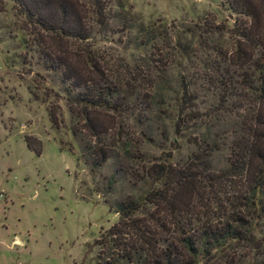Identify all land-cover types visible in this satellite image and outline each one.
Masks as SVG:
<instances>
[{
  "label": "rangeland",
  "instance_id": "374dc122",
  "mask_svg": "<svg viewBox=\"0 0 264 264\" xmlns=\"http://www.w3.org/2000/svg\"><path fill=\"white\" fill-rule=\"evenodd\" d=\"M77 3L89 21V38L70 41L36 34L10 0H0V264H129L115 261L118 251L102 242L105 230L118 218L111 203L135 194L141 168L162 163L167 155L181 164L192 150L188 128L178 132L174 144L170 131L156 121L152 141L146 143L143 126L126 113L107 110L93 113L99 135L92 139L78 110L67 109L60 74L42 63L45 48L79 73H101L118 80L119 86L129 83L127 75L134 77L137 71L153 75L154 67L164 68L161 76L166 78L199 83L193 76L199 73L201 57L191 46L202 26L229 29L239 18L223 0ZM183 46L196 56L188 58L175 49ZM191 93L192 88L183 93L186 104L192 101L186 99ZM198 98L201 109L210 104L209 96L201 93ZM223 123L216 121L215 128L228 126ZM70 128L79 133L71 134ZM82 142L93 144L94 155L98 147L108 151L93 173L82 159ZM226 157L224 144L204 160L220 169ZM111 175L115 182L109 190ZM209 195L220 205L229 199L237 206L228 193L202 190L194 208L196 226L217 214L203 200ZM166 235H161L166 243L176 245ZM225 253L230 264H253L240 246H230ZM210 263L214 262H205Z\"/></svg>",
  "mask_w": 264,
  "mask_h": 264
},
{
  "label": "trees",
  "instance_id": "16d2710c",
  "mask_svg": "<svg viewBox=\"0 0 264 264\" xmlns=\"http://www.w3.org/2000/svg\"><path fill=\"white\" fill-rule=\"evenodd\" d=\"M10 1L36 34L70 41L89 38V21L77 0ZM223 1L239 16L238 23L229 29L207 23L202 26L191 46L201 57L199 73L193 76L199 83L166 78L161 76L164 68L154 67L150 70L153 75L137 71L134 77L127 75L129 83L119 86L118 80L114 82L101 73H79L49 48L42 53V63L60 74L67 109L78 110L92 139L98 140L99 135L93 116L97 110L126 113L143 126L141 136L146 143L152 141L150 133L156 121L166 133L170 131L173 143L180 130L188 128L193 135L191 153L181 164L167 155L162 163L141 168V185L134 188L135 194L111 203L118 218L105 230L102 242L118 251L115 261L230 264L225 252L230 246H240L253 264H264V0ZM98 10L96 4V15ZM175 49L185 57L196 56L188 46ZM167 55L165 51L164 57ZM133 82L141 87L135 88ZM188 88L193 92L186 98L192 100L190 104L183 100ZM201 93L211 100L203 109L197 106ZM216 121L228 126L216 129ZM70 132L79 133L72 128ZM224 144V165L214 169L204 157ZM93 148L91 142H82V159L92 173L108 158V151L98 147L94 155ZM173 148H179L178 141ZM114 182L109 176V190ZM202 190L228 193L237 206L229 199L221 200L220 205L211 195L204 196L217 214L196 226L194 208ZM165 234L174 238L176 245L166 243L161 237Z\"/></svg>",
  "mask_w": 264,
  "mask_h": 264
}]
</instances>
